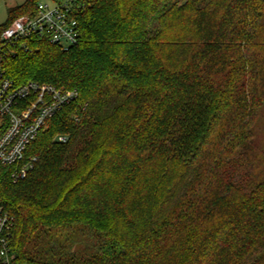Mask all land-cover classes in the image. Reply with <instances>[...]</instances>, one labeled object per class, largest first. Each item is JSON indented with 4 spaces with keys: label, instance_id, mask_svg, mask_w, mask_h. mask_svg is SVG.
<instances>
[{
    "label": "trees",
    "instance_id": "obj_1",
    "mask_svg": "<svg viewBox=\"0 0 264 264\" xmlns=\"http://www.w3.org/2000/svg\"><path fill=\"white\" fill-rule=\"evenodd\" d=\"M37 1L9 8L0 31ZM72 9L75 45L27 39L1 61L16 85L77 93L28 146L24 179L0 166L13 262L264 264V153L259 166L251 156L264 0Z\"/></svg>",
    "mask_w": 264,
    "mask_h": 264
},
{
    "label": "built area",
    "instance_id": "obj_2",
    "mask_svg": "<svg viewBox=\"0 0 264 264\" xmlns=\"http://www.w3.org/2000/svg\"><path fill=\"white\" fill-rule=\"evenodd\" d=\"M76 1L53 0L49 5L38 0L33 14L15 18L0 31V166L11 168L13 182L24 179L36 160L26 156L28 146L77 93L35 82L16 85L5 75L1 61L27 39H45L61 50L75 45L79 30L72 7ZM21 48L30 53L24 43ZM58 141L65 140L59 137ZM11 226V218L0 207V264H15L9 247Z\"/></svg>",
    "mask_w": 264,
    "mask_h": 264
},
{
    "label": "rangeland",
    "instance_id": "obj_3",
    "mask_svg": "<svg viewBox=\"0 0 264 264\" xmlns=\"http://www.w3.org/2000/svg\"><path fill=\"white\" fill-rule=\"evenodd\" d=\"M43 3L51 5L53 0H40ZM25 0H0V25L4 24L7 20V10L16 6L23 4ZM260 126H264V118L259 122ZM264 153V133L259 131L257 134L253 147L251 156L254 158L253 162L255 165L259 166L263 162Z\"/></svg>",
    "mask_w": 264,
    "mask_h": 264
}]
</instances>
